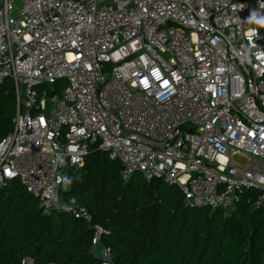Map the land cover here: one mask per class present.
<instances>
[{
	"label": "built area",
	"instance_id": "built-area-1",
	"mask_svg": "<svg viewBox=\"0 0 264 264\" xmlns=\"http://www.w3.org/2000/svg\"><path fill=\"white\" fill-rule=\"evenodd\" d=\"M8 79L0 187L18 179L44 212L82 219L105 264L107 230L59 197L60 166L94 149L189 207L230 209L251 188L264 207V0H0Z\"/></svg>",
	"mask_w": 264,
	"mask_h": 264
},
{
	"label": "trees",
	"instance_id": "trees-1",
	"mask_svg": "<svg viewBox=\"0 0 264 264\" xmlns=\"http://www.w3.org/2000/svg\"><path fill=\"white\" fill-rule=\"evenodd\" d=\"M41 91V88L39 89ZM16 112L11 80L0 84V139ZM122 165L94 149L82 166L63 163L62 202L86 207L107 233L109 264H264V207L243 191L230 209L185 205L177 185L126 180ZM93 228L66 210L44 212L18 179L0 187V264H105L92 251Z\"/></svg>",
	"mask_w": 264,
	"mask_h": 264
},
{
	"label": "rangeland",
	"instance_id": "rangeland-1",
	"mask_svg": "<svg viewBox=\"0 0 264 264\" xmlns=\"http://www.w3.org/2000/svg\"><path fill=\"white\" fill-rule=\"evenodd\" d=\"M65 85H66L65 80H61L58 83H56V85H55V92L57 94L60 93V91L65 87ZM234 160L236 162H241L240 159H238V158H235Z\"/></svg>",
	"mask_w": 264,
	"mask_h": 264
},
{
	"label": "clouds",
	"instance_id": "clouds-1",
	"mask_svg": "<svg viewBox=\"0 0 264 264\" xmlns=\"http://www.w3.org/2000/svg\"><path fill=\"white\" fill-rule=\"evenodd\" d=\"M254 18V17H253Z\"/></svg>",
	"mask_w": 264,
	"mask_h": 264
}]
</instances>
